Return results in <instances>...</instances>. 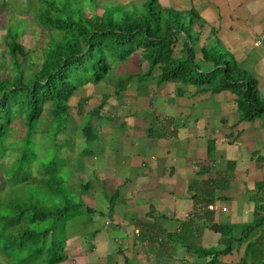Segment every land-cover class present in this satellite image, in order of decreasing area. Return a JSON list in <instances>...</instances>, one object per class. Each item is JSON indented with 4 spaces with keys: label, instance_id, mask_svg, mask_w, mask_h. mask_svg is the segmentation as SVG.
<instances>
[{
    "label": "crops",
    "instance_id": "crops-1",
    "mask_svg": "<svg viewBox=\"0 0 264 264\" xmlns=\"http://www.w3.org/2000/svg\"><path fill=\"white\" fill-rule=\"evenodd\" d=\"M98 2L130 7L143 0ZM159 3L168 10L195 11L196 62L210 66L201 52L205 46L223 50L238 71L257 79L264 101V45L255 42L264 34V0ZM154 85L151 97L140 96L153 119H136L133 108H127L122 130L107 139V160L92 165L94 184L112 193L108 199L105 194L112 217L103 228L86 227L89 252L70 242L68 254L77 260L72 264H93L94 259L99 264H264V115L241 119L239 96L232 89L201 92L189 84ZM106 180L112 183L109 191ZM213 203L227 210L208 209ZM221 226L243 237L229 252H222ZM248 226L253 230L246 232ZM214 251L219 253L210 254Z\"/></svg>",
    "mask_w": 264,
    "mask_h": 264
},
{
    "label": "trees",
    "instance_id": "trees-1",
    "mask_svg": "<svg viewBox=\"0 0 264 264\" xmlns=\"http://www.w3.org/2000/svg\"><path fill=\"white\" fill-rule=\"evenodd\" d=\"M94 1L28 0L26 7L18 0H0V45L6 47L11 64L9 71L0 64V157L15 152L0 177V192L4 189L0 197V251L8 262H66L65 227L92 209L80 211L82 203L75 208L78 203L70 196L58 156L50 161L40 159L37 135L46 137L59 154L65 147L59 139L72 122L73 110L87 107V98L79 107L71 106L72 96L90 83L96 87L103 82L101 89L107 92L115 80L109 76L115 62L139 57L141 63H147V71L140 76L154 79L155 70H159L157 82L153 81L157 84H189L201 92L232 89L239 96L241 119L264 115L257 79L238 71L235 60H226L205 46L201 52L210 66L196 62L200 34L195 29L199 19L195 11L164 9L159 0H143L130 7H103L98 0L96 6ZM19 13L29 15V24L45 34L44 43L27 47L22 41L26 22L17 17ZM138 77L129 73L121 78L115 94H121ZM107 98L109 95L103 93L101 103L84 114L100 116ZM17 120L23 123L25 134L7 143ZM82 133L92 141L91 126ZM33 165L38 177L31 175ZM220 229L222 252H229L243 237H233L223 226ZM244 230L249 232L253 227ZM2 261L0 264H6Z\"/></svg>",
    "mask_w": 264,
    "mask_h": 264
},
{
    "label": "rangeland",
    "instance_id": "rangeland-1",
    "mask_svg": "<svg viewBox=\"0 0 264 264\" xmlns=\"http://www.w3.org/2000/svg\"><path fill=\"white\" fill-rule=\"evenodd\" d=\"M26 1L28 0H18L20 4L22 3L24 4V6L28 7ZM82 1H85L86 4L88 2V0ZM94 2L97 6L98 2ZM88 7L89 8L87 9L88 11H90L92 5H89ZM99 11L100 13L102 12L101 10ZM17 17L19 19H25L26 25L22 36V41L27 45V47L31 48L37 42L44 43V38L46 37L45 34L43 32H39V29H35L32 25L29 24L31 23L30 21H32L31 19H29V15L19 13L17 14ZM194 38L196 37L194 36ZM214 43L215 42L213 41L212 44ZM217 50L219 51L220 48L218 47ZM219 52H221V54H225L223 50H220ZM138 58L139 57L135 56L134 58L128 59L124 63H118V61L114 63V70L111 71L109 76H114L115 80L112 82V85L110 84V82L106 83L110 84L109 89H106V84L103 85L105 86L107 92H103V90L100 91L101 88L103 89V82L100 85H96V87L92 85V83H90L80 88V90H78L72 96L70 100L71 106L79 107V103L81 102V100L87 98V101L85 103L87 107L84 106L83 110L82 108H76L75 111L73 110L72 122L67 124L68 128L66 133L61 135L59 139V142H61V139H63L61 143L65 146L59 154H55L56 148H54V146L52 145H49L50 143L46 137H43L41 134L37 135L38 146L36 147V150L39 152V158L50 161L53 156H58V159L56 160L59 161L60 167L62 169L61 172H64L67 176L66 180L68 190L71 192L70 196L72 197V199H74L75 203H78L76 204L77 206L75 208H79V203H82L83 206H80V211H87V207H90L92 209V213H88V215H79L75 219H73V217V220H70L65 227V233L68 236L67 238L69 239V241H66L65 243L64 253L67 256L70 255V257H68V262H63L62 264H72L71 261H77L73 259V256L71 254H68V246H71L70 242L73 243L74 241H76L79 246L81 245L84 247V251H90L91 242H88L85 233L87 226H91L92 230L98 226L99 229L101 228V226L103 228V224L105 223V221L111 219L112 217V214L108 210L109 208H111L110 205L112 204L110 203V200H107L110 196H112V193L106 194L103 190H101V186L97 187V185L94 184L97 181H95L94 179L96 178L97 173L92 167L93 164L95 166L100 165L99 160H107V155L104 150L105 145L108 143L107 139L114 137L117 132L122 130L127 117V108H133L132 111H134L135 113L133 117H135L136 119L142 117L143 119H148L147 122H149V120H152L154 117L152 116L153 114H149L150 112L147 113V109L145 107L146 103L143 102L144 98L141 99V97H151L150 90L151 86L154 85L152 81H154L155 77L152 80V78H144L139 76L140 80L138 77L136 81L132 83L134 87H129L126 90H123L121 94H119L122 95L120 96V98L118 97L119 95L115 94L118 89V82L121 80V78L127 76L129 73H137L139 70L141 71V73L146 71L147 63H141ZM225 59L229 60L230 57H225ZM0 64L2 65V68H5L6 70L8 68V71L10 70L11 64L9 60V53L6 47L2 45H0ZM154 73L159 74V70H155ZM155 81L157 82V78L155 79ZM156 82H154V86H156ZM94 88H96V93H93ZM103 93H107L109 95V99L107 98V102L104 108L101 110L102 114L100 116L91 115L90 113L88 115H85L84 112L92 111L94 107L98 106L101 103ZM137 93L138 95H135ZM136 99L138 101L135 103ZM125 103L129 105H124ZM147 103L149 104L148 100ZM135 109L137 110V112L135 111ZM88 126H91L93 129L92 141H87L85 137L82 136L83 129ZM24 134L25 127L23 123L20 122V120L15 121V123H13L10 137L7 143L17 141V139L22 138ZM110 150L112 151L111 148ZM14 154V151H9L6 156L0 157V177H2L3 170L9 165L10 162L13 161ZM90 158L93 159L92 164H89L91 163L89 162ZM31 168V175L33 177H38V169L36 168V165H33ZM89 181L91 182L90 188L89 186L87 187V183ZM103 183H105L103 186L107 189V191H109V185L112 183L107 180L106 182L103 181ZM84 186H86V188ZM3 187L5 188V186ZM95 187L102 192L98 193V190H96L97 192L94 193V195L92 189H94ZM3 191L4 189L0 192V197L4 196ZM105 194L107 195V199ZM89 195H91V197H89ZM74 211L75 210L73 209L72 212ZM68 214L70 215L71 212H69ZM67 220L68 218L65 219V221ZM94 220L96 225H94L93 223ZM109 221H106V223H109ZM100 223L102 225H100ZM62 229L64 230V228ZM90 232L88 233V236ZM80 234H84L85 236L83 235L81 236V238L76 236ZM3 259H5V256L0 251V262ZM2 262H6V264H19L18 262L15 263L13 261L8 262L7 259ZM30 264H34V261L30 262ZM93 264L99 263L96 259H94Z\"/></svg>",
    "mask_w": 264,
    "mask_h": 264
},
{
    "label": "built area",
    "instance_id": "built-area-1",
    "mask_svg": "<svg viewBox=\"0 0 264 264\" xmlns=\"http://www.w3.org/2000/svg\"><path fill=\"white\" fill-rule=\"evenodd\" d=\"M256 45L257 46H262L264 45V34L260 35L259 37L256 38ZM208 209L212 210V211H219V210H223L226 211L227 208L225 207H221L219 204L217 203H213L208 205Z\"/></svg>",
    "mask_w": 264,
    "mask_h": 264
}]
</instances>
